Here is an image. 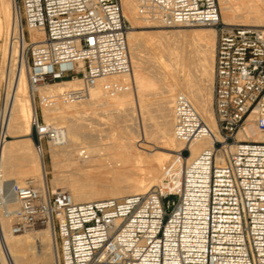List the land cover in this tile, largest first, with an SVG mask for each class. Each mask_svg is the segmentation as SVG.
Listing matches in <instances>:
<instances>
[{"label": "built area", "instance_id": "1", "mask_svg": "<svg viewBox=\"0 0 264 264\" xmlns=\"http://www.w3.org/2000/svg\"><path fill=\"white\" fill-rule=\"evenodd\" d=\"M13 2L20 17L10 39L17 53L6 60L13 63V79L24 60L32 89L80 79L78 88L65 91L68 100L101 80L134 73L121 0ZM147 6L163 26L207 25L216 31L213 147L190 158V144L211 128L179 95L174 133L185 147L163 182L144 193L88 202L49 185L10 182L18 202L12 232L52 227L58 264H264V140L253 137L260 132L264 139V27L223 22L219 0H142V10ZM31 30L43 32L44 39L34 42ZM2 82L4 105L9 81ZM103 87L113 91L117 83L106 80ZM63 133L38 112L32 119L41 152ZM7 139L0 116V144ZM2 205L0 184V215Z\"/></svg>", "mask_w": 264, "mask_h": 264}, {"label": "bare ground", "instance_id": "2", "mask_svg": "<svg viewBox=\"0 0 264 264\" xmlns=\"http://www.w3.org/2000/svg\"><path fill=\"white\" fill-rule=\"evenodd\" d=\"M141 1L121 0L125 18L144 28L161 25L155 17L156 11L151 12L149 6L142 10ZM219 3L223 22L264 27V0H219ZM19 24L13 0H0V40L4 41L0 45V80L6 77L9 81L0 116H5L6 133L16 138L0 144V184L5 199L0 215V263L58 264L52 227L31 226L21 233L12 232L18 202L10 191V182L24 186L32 182L37 188L50 182L52 190L67 189L76 202L146 192L164 181L185 147L174 133L175 103L179 95L192 102L211 128L210 133L190 144V158L212 148L218 138L212 107L217 34L210 27L159 29L154 33L152 56L144 62L142 43L136 31L128 29L134 73L101 80L79 98L65 100V91L78 88L80 79L40 84L32 89L27 60L20 64L13 79V63L7 64L6 60L17 53L10 39L18 33ZM31 36L34 42L44 39L41 31L31 30ZM106 80L116 82L117 87L106 91L103 87ZM35 90L42 96L45 122L64 128L57 140L49 142L50 181L44 151H39L28 137L32 119L38 112ZM152 96L156 97L154 102L148 101ZM105 110L109 113H104ZM113 129L122 133L114 136L110 133ZM252 129V126L247 128ZM253 137L264 140L260 132ZM218 157L223 163L221 152ZM90 166L93 170L102 168V172L93 174Z\"/></svg>", "mask_w": 264, "mask_h": 264}, {"label": "rangeland", "instance_id": "3", "mask_svg": "<svg viewBox=\"0 0 264 264\" xmlns=\"http://www.w3.org/2000/svg\"><path fill=\"white\" fill-rule=\"evenodd\" d=\"M220 4V3H219ZM126 22L129 26L128 29H132V30H135L136 31V34L138 35L139 39H140V42L142 43V61L146 62L148 58H150L152 56L151 52H152V41H153V38L155 37V34L154 33H157L156 31L159 30V29H166V30H170V29H184V28H198V27H210V26H182V25H177L176 27H167V26H151V27H148V28H144V27H139V26H134V24L132 23V21L128 18H126ZM134 27V28H133ZM212 28V27H210ZM216 38H217V35H216ZM4 41L3 40H0V45L3 43ZM1 59H2V53L0 52V74L1 73ZM213 87H214V80L212 81V90H213ZM34 97H35V101H36V104H37V111H38V114H39V117H40V120H44L45 121V118L43 116V113H42V107H41V98L42 96L39 94V91L35 90L34 92ZM3 96H4V85H3V82H2V79L0 80V108L3 106ZM150 100H149V99ZM148 101L150 102H154V99H156V97L152 96V97H148ZM104 113L108 114L109 111L108 110H105ZM151 113V111H150ZM149 113V114H150ZM153 113V112H152ZM110 133L112 135H119L120 133H122L121 131H115L114 129L110 131ZM33 142L34 144V140L32 138V134H30L28 136ZM10 139H16L13 135L11 134H8V140ZM18 139V138H17ZM149 146L151 148H153V144H149ZM48 149H49V144L46 145L44 147V155H45V162H46V168H47V171H48V178H49V181L52 177V162H51V157H50V154L48 152ZM172 154H176V152L174 151H171ZM98 168V167H97ZM98 169H102V168H98ZM90 170H92L93 174H100L102 171L100 170H97L95 167H94V170H93V166H90ZM90 170H88L90 172ZM104 174V173H103ZM49 186L50 188L52 189V185L51 183L49 182ZM67 190V189H66ZM172 199H175V198H172ZM35 227L36 229H45L46 226L44 225H41V224H38V225H35L33 226ZM49 240V237L47 238V242Z\"/></svg>", "mask_w": 264, "mask_h": 264}]
</instances>
